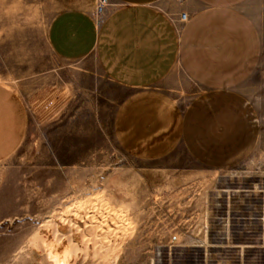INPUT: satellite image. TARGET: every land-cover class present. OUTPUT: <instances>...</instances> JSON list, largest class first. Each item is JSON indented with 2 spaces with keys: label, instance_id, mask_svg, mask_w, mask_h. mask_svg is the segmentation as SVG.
Here are the masks:
<instances>
[{
  "label": "rangeland",
  "instance_id": "rangeland-1",
  "mask_svg": "<svg viewBox=\"0 0 264 264\" xmlns=\"http://www.w3.org/2000/svg\"><path fill=\"white\" fill-rule=\"evenodd\" d=\"M57 4L0 0V82L28 115L24 140L0 161V264H54L51 222L77 226L80 249L66 264H264V0L245 4L263 39L243 84L260 134L229 168L202 164L180 143L158 160L128 153L114 118L129 90L94 57L54 52ZM178 76L185 109L200 88Z\"/></svg>",
  "mask_w": 264,
  "mask_h": 264
},
{
  "label": "crops",
  "instance_id": "crops-1",
  "mask_svg": "<svg viewBox=\"0 0 264 264\" xmlns=\"http://www.w3.org/2000/svg\"><path fill=\"white\" fill-rule=\"evenodd\" d=\"M48 41L68 60L94 57L103 74L129 90L114 118L120 145L158 160L182 144L197 161L229 168L246 160L260 134L257 110L243 89L261 60V32L249 0H53ZM187 14L185 20L181 19ZM200 91L182 109L178 72ZM23 102L0 82V161L27 133Z\"/></svg>",
  "mask_w": 264,
  "mask_h": 264
},
{
  "label": "bare ground",
  "instance_id": "bare-ground-1",
  "mask_svg": "<svg viewBox=\"0 0 264 264\" xmlns=\"http://www.w3.org/2000/svg\"><path fill=\"white\" fill-rule=\"evenodd\" d=\"M229 191L230 190H226L225 192H229ZM62 219L63 218H61V220ZM62 222L64 223L63 220ZM49 225H50L49 226L50 231L52 232L53 230L51 236L54 234L55 239L53 238L54 240L52 239L51 241H46L45 243L48 256L51 259V261H53L54 264H66L70 260V258L80 249L79 244L77 243L76 239H74L73 237V232L76 231L77 226L72 224L70 227L68 223L69 228H71L70 230H68V227L65 223L62 226H58L59 224L56 225V223L51 222V224Z\"/></svg>",
  "mask_w": 264,
  "mask_h": 264
},
{
  "label": "built area",
  "instance_id": "built-area-1",
  "mask_svg": "<svg viewBox=\"0 0 264 264\" xmlns=\"http://www.w3.org/2000/svg\"><path fill=\"white\" fill-rule=\"evenodd\" d=\"M108 5H109V1L108 0H99L98 1L96 9H95V13H96V16L98 18V21L101 20L102 15L105 13V10L108 7ZM186 18H187V14L183 13L181 15V19L185 20Z\"/></svg>",
  "mask_w": 264,
  "mask_h": 264
}]
</instances>
